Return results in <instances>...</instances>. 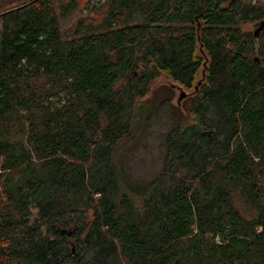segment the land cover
<instances>
[{"label":"trees","instance_id":"1","mask_svg":"<svg viewBox=\"0 0 264 264\" xmlns=\"http://www.w3.org/2000/svg\"><path fill=\"white\" fill-rule=\"evenodd\" d=\"M262 21L264 0H1L0 264H264ZM162 75L193 89L179 109L146 107ZM162 112V170L130 179Z\"/></svg>","mask_w":264,"mask_h":264},{"label":"rangeland","instance_id":"2","mask_svg":"<svg viewBox=\"0 0 264 264\" xmlns=\"http://www.w3.org/2000/svg\"><path fill=\"white\" fill-rule=\"evenodd\" d=\"M98 1L91 0V5H96ZM86 13H88L87 9L84 12L80 11L78 15L80 16ZM258 24L256 22H247L243 24V29L254 34L255 30L259 27ZM202 77L203 72L200 71L199 81ZM192 92L193 89L184 88L166 75H162L154 81L150 93L144 100L146 107H150L155 99L165 98L168 99L172 106L179 109L183 105L182 100L187 98ZM182 94L184 95L182 96ZM148 112L146 111L145 116L148 115ZM180 112L185 114V110L180 109ZM166 115L167 113L162 112L160 117H153L148 127L143 128L142 133H139L138 137L132 140V143L129 141L126 144L128 145L127 151L123 154L122 159L128 178L142 183L152 179L162 170L165 155L164 136L169 129ZM146 123L144 122V124ZM92 139L94 140L95 137L92 136ZM35 212L34 216H36Z\"/></svg>","mask_w":264,"mask_h":264},{"label":"water","instance_id":"3","mask_svg":"<svg viewBox=\"0 0 264 264\" xmlns=\"http://www.w3.org/2000/svg\"><path fill=\"white\" fill-rule=\"evenodd\" d=\"M263 28H264V21H262L261 23H260V25H259V27L255 30V32H254V37L255 38H258V36H259V34H260V32L263 30ZM184 94H182V96H183ZM181 96V97H182Z\"/></svg>","mask_w":264,"mask_h":264}]
</instances>
